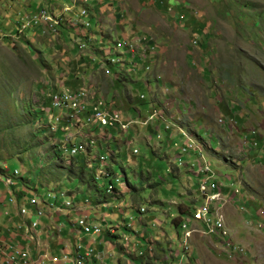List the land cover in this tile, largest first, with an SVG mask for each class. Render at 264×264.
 <instances>
[{"label":"rangeland","instance_id":"obj_1","mask_svg":"<svg viewBox=\"0 0 264 264\" xmlns=\"http://www.w3.org/2000/svg\"><path fill=\"white\" fill-rule=\"evenodd\" d=\"M59 2L0 0V108L6 110V118L0 116V166L8 168L3 177L8 174L16 186L25 184L30 195L45 199L52 190L58 197L60 191L66 193L61 200L73 198L77 202L85 197L95 200L94 188L87 185L89 181L93 183L90 176L94 178V174L86 169L82 160L84 154L74 158L63 151L59 152L60 156L55 154L58 153L55 149L65 146L67 133L74 130V126L66 133L44 128L51 122L48 113L41 109L42 103L48 104V96L59 89L78 90L94 84L97 93L108 94L116 100L123 118L128 116L124 120L127 122L133 106L143 111L148 109L145 104H140L137 95L142 92L148 96L149 92L133 72L127 73L128 81L122 80L113 86L111 74H104L101 66V72L97 68L94 70L88 65V58L84 59L73 46L65 25L59 26L61 34H56L53 27L44 23L33 25L22 21L25 15H33L40 7L57 12ZM171 2L179 5L172 6ZM116 3L127 6L121 16L125 19L122 22L127 34L148 33L154 38L158 50L155 68L167 81L165 87L170 100L184 108V120H193L187 124L194 126L193 136L197 140L198 136L201 138L204 162L219 174V180L223 175L231 176L234 186L241 189L234 201L225 204L224 213L243 253L235 261L228 260L224 252H217L210 238L195 235L181 264H189L190 253L199 264H264V218L254 215L255 208H264V0H117ZM169 6L183 9L181 21L168 10ZM109 8L110 11L101 18L104 26L107 25L102 27L105 32L109 28L115 29L114 19L122 20L116 15L123 8L115 4ZM111 11L113 15L109 13ZM21 23L23 26L19 25ZM120 31V28L115 29L116 36ZM193 38L197 39L196 46L192 44ZM158 95L161 96V91ZM17 106L42 111L33 118V112L29 117L22 109L24 122L19 123L21 113ZM219 115L226 122H218ZM81 116L85 119L84 111ZM156 122L154 119L153 126ZM95 126L88 123L80 131H88L91 138L100 142V146L94 145V148L105 156L106 167L113 168L122 181L125 180L124 168L127 180L136 188L123 197L124 201H135L137 207L146 211L138 214L134 208L127 207L120 214L115 210L105 212L108 216L103 218L104 221H97L101 224L98 233L83 234L78 229L82 249L87 246L94 251L100 246L106 249L107 246L101 243L102 236L114 245L112 257L107 254L103 257L105 264L128 259L127 254L117 249V242L122 243V233L129 232L125 226L128 222V227L146 229L147 236L159 241L162 247L167 246L168 237L175 242V232L179 231V228L175 229L176 217L183 216L178 213L177 206L182 201L189 209L199 202L198 178L194 174L198 171L197 155L183 146L186 138L179 125L171 121L168 130L161 132V139H155L156 133L149 125H137L124 132H119L117 126L106 127L111 136L100 139L99 132L89 133V128ZM143 135H150L147 142ZM132 138L131 148L139 149L135 156H130L131 151L124 144ZM76 141L85 140L80 137ZM70 142L73 141L68 144ZM180 155L186 161L179 164L177 158ZM89 157H93L92 152L85 160ZM79 166H83L82 177L77 175ZM14 169L18 170L16 175H12ZM95 180L97 184L103 183L102 178ZM250 196L255 200L247 201ZM153 198L162 202H155ZM91 201L88 208L92 206ZM2 210L0 203V212ZM12 214L17 215L14 218L17 221L29 216V213L21 216L15 209ZM150 214L160 221V225L154 223ZM138 215L148 222L147 225L137 221ZM45 216L46 212L38 220ZM110 225L119 227L107 233ZM176 261L175 258L173 263ZM133 263L148 264L149 261L137 257Z\"/></svg>","mask_w":264,"mask_h":264},{"label":"built area","instance_id":"obj_2","mask_svg":"<svg viewBox=\"0 0 264 264\" xmlns=\"http://www.w3.org/2000/svg\"><path fill=\"white\" fill-rule=\"evenodd\" d=\"M22 21L40 23L42 21L48 22L52 21L56 23V20L53 16L49 15L47 10L44 8L39 9L36 14L25 15V18ZM23 26V23L21 24ZM125 42L117 41V47H123ZM128 49L133 54L137 51L136 46L129 44ZM114 60V59H111ZM108 72V70H105ZM83 94L74 93L71 91H65L60 95H54L53 97V106L58 107H68L74 110V113L70 114V121L64 125H61L59 128L61 131L66 133L71 126H77L82 128L88 123H94L97 127L100 128V139L105 135L111 136L106 127H116L119 132H124L130 127H135L137 125L141 126H150L152 131H155V139H161L163 130H168V125L171 121L179 125L181 133L186 138L185 146L187 151L196 153V161L198 162V171L194 174L198 178V196L199 202L194 204L189 209L179 211L178 213L183 214L176 217L177 223L175 224V229L179 228V231L176 230V240L172 242L170 237L167 238V246L162 247L159 241H155L153 237L146 236L145 233H132V227H128L130 222L126 223L125 226L129 229L128 233H122V243H119V250L122 253L132 256L134 258L140 257L143 258L144 262L148 264H181V261L186 258V250L189 243H192L195 235L198 236H207L214 244V248L220 254L224 252L227 255L228 260L235 261V258L240 256L243 253V248L235 241L230 228L226 223V217L224 213V206L227 202H232L236 198V194L241 193V189L238 186H234L231 182L232 177L223 175V179L219 180L218 176L212 166H209L208 162L203 160V145L202 141L197 140L193 136L194 126H189L188 121L186 122L182 116L178 113L180 112L177 108H174L173 105L168 106V104L155 106L154 104L147 109L145 112L141 111L139 108L134 109V113L129 115V120L124 122L126 116L123 118V113L119 110L113 101L107 100L106 98L100 96L96 98L93 103L89 101V104L84 105L83 101L86 96ZM89 96V100H90ZM86 107V110H85ZM81 111L85 112V119H83L79 114ZM154 119H157L156 125L154 124ZM217 121L222 123L225 120L222 117H218ZM188 123V124H187ZM80 126V127H79ZM188 126V127H187ZM57 125H52L51 129L55 131ZM187 133H186V131ZM195 132V131H194ZM176 133L179 134L177 131ZM196 134V133H195ZM66 135V134H65ZM172 133H170V136ZM150 135H143L145 141L147 142ZM74 135L71 136L70 132L67 133L65 146L60 147V150L65 152L69 157H76L78 154H84L86 157L90 154L94 145H100V142L91 138L89 135L86 138H83L85 141H75ZM72 140L73 142H68ZM134 138L130 141L125 140L124 144L126 149L130 150L132 154H138L139 149L136 146H132ZM99 144V145H98ZM208 144V143H207ZM210 144V142H209ZM183 147L182 150H185ZM205 151V149H204ZM188 153L187 155H190ZM183 155L178 156L179 164L185 162L186 159H183ZM98 161V166L94 167V162ZM85 165L88 169H93L94 178L99 179L101 177L109 178V182L105 184V193L110 194L111 199L118 200V196L121 197L123 192L120 190L119 178L115 175H112V168L106 167L105 156L100 155L99 152L93 156L90 160V157L86 160ZM4 171H8V168H5L4 165L0 166ZM94 167V168H93ZM212 168V169H211ZM18 173L17 169L13 170V175ZM3 173H0V182L3 183L6 187L9 188V197L8 201L11 203L16 202V195L11 189L12 183L11 177H3ZM114 180V181H113ZM227 181H230L228 184ZM66 193L60 191L59 197L55 192L50 190L47 194V198L39 197L37 195H30L26 200L18 205V212L21 216H26L28 213L33 215L28 222L18 223L17 229L21 230L22 233L27 236L29 239H33L36 232V227L39 223V216H42L44 213V206L54 205L55 202L59 200ZM87 201V199H86ZM63 207L72 205L71 200H64L61 202ZM109 206V205H107ZM105 206V207H107ZM128 207V204H123V201H119L115 204V209L121 210V213L124 212ZM125 208V209H124ZM139 211H144L143 207L139 208ZM7 213V211L5 212ZM186 214H192L191 217L186 216ZM256 214L258 217L264 218V208L257 209ZM131 216L129 217V219ZM184 219L183 221H181ZM156 225H160V221L153 220ZM180 223V224H179ZM75 224L79 230L85 234H95L100 231L101 224H96L93 222L87 221L85 216L78 217L75 221ZM262 224V223H261ZM258 224L259 226H262ZM117 225H110L107 229V233L114 232L115 228H118ZM162 235L165 233L162 232ZM1 235V230H0ZM10 238H0V255L5 257L3 262L5 264H13L15 260H20L21 263H25L29 258V246L23 245L20 242H15L14 238L16 235L9 234ZM103 235V234H102ZM156 246V247H155ZM193 247V246H192ZM71 258L73 264H92V259L96 256L94 249L91 246L83 251L81 246L78 244L77 249ZM65 258V257H64ZM177 259L176 263L174 259ZM52 262L58 261L56 256L51 258ZM189 264H199L198 260L195 258V255L190 253Z\"/></svg>","mask_w":264,"mask_h":264},{"label":"clouds","instance_id":"obj_3","mask_svg":"<svg viewBox=\"0 0 264 264\" xmlns=\"http://www.w3.org/2000/svg\"><path fill=\"white\" fill-rule=\"evenodd\" d=\"M116 1L117 0H60L59 2L60 8L57 10V12H54V10L47 9L44 7L39 8V9L41 8L46 9L48 14L53 16V18L56 20V23H53L52 21H48V22L42 21L40 23H44L45 26L47 27H53V30L56 32V34H61V31L59 32L58 27L65 25L68 28L66 32L69 33V38L70 40H72V44L77 49V51L83 55L82 57L84 59L88 58V62L92 53L95 55L94 57L99 56L100 59L98 61L97 69L100 70V66H101L102 72L104 74H108V75L111 74L113 78L112 81L113 84H115V82L117 83L119 81L121 82L122 80L128 81L130 77L127 75V73L133 72L138 77V80L143 83L144 87H146L147 91L149 92L148 96L142 92H140L137 95L140 100L141 99L144 100L145 105L147 106L146 108L149 109L153 104L155 106L164 105L165 103L168 104L169 106L170 104L173 105L174 108H177L180 111L178 114L185 119V116L182 115L184 108H180L178 103L175 104L173 101L170 100L169 95L166 92L168 88L165 87V83L167 81L163 80L162 75L159 72H157L155 68L157 64L158 50L156 48L154 38L152 36H149L148 33L141 34L137 32L138 35L135 33L127 34V28L124 27L123 25L125 19L121 17L123 13L126 11L125 9L127 6L121 3H116ZM114 4L120 6V8H123L120 11L121 13H117L116 15V17L118 18L121 17L122 20L119 21H115V19L113 20L115 29L116 28L121 29L119 36H116L115 29L109 28L108 31L105 32V30L102 28V27H107V25L104 26V19L101 18L102 16H104L107 10L110 11L109 7H112ZM171 5L177 7L179 3L171 2ZM172 6H169L168 10L172 11V14L175 16V18L178 21H181V18L184 16V13L180 11L183 9L171 8ZM39 9L37 10V12L39 11ZM37 12H35L34 14H36ZM109 13L112 14V11ZM69 15H71L72 17ZM30 23H32L33 25L39 24L33 22ZM21 24L19 25L21 26ZM117 41L120 42L124 41L125 45L123 47L122 46L117 47ZM191 41L194 46H196L198 43L196 38H193ZM90 43H92V45ZM129 44L136 46L137 51L134 54L129 51L128 49ZM161 51L162 50H160V53H162ZM105 70H108V72H106ZM138 73L140 75H138ZM65 91H71L74 93L83 94L82 96H86V98L83 101L86 107L89 104V101L92 104L93 101L96 98H99L100 96L106 98L107 100L113 101L114 105L117 106L116 100L107 97L108 94L107 96H105L103 95V93L100 94L97 93L94 84L82 86L78 90H73L66 87L63 88V90L59 89L58 91L51 92V94L48 96L47 106L46 107L41 106V108L44 109L43 111L48 113L47 117L49 122H51L50 128L52 125H57L55 131L57 129H60L59 127L61 125L69 123L70 114L74 113V110L68 107H63V106L58 107V106H53L52 104L54 95H60ZM159 91H161V96L158 95ZM89 96H91L90 100L88 98ZM47 107L49 108L48 110H46ZM135 108H139V107L133 106V109ZM55 110H59L61 111V113L60 114L56 113ZM65 113L67 114L64 115ZM79 115L81 116V112ZM218 117H223V116L219 115ZM62 120L64 121L63 124H59L60 122H62ZM192 121L193 120L191 118H188V123ZM75 127L78 128L77 126ZM84 127L85 125L79 129L83 130ZM198 138L200 141L201 138L199 136ZM85 157L86 155L83 156L84 165L86 163ZM88 170L89 172H91V174H94L93 169H88ZM122 171H123V176L125 178L124 181L121 180L120 176L117 173H115L112 168V175H115L119 178V183H116L113 180L114 184L116 185L120 184V189L122 187L126 188L128 186L126 183L127 179L124 168H122ZM101 178L108 179L109 182V178H104V177Z\"/></svg>","mask_w":264,"mask_h":264},{"label":"crops","instance_id":"obj_4","mask_svg":"<svg viewBox=\"0 0 264 264\" xmlns=\"http://www.w3.org/2000/svg\"><path fill=\"white\" fill-rule=\"evenodd\" d=\"M94 56L95 55L92 53V55L89 58L88 65L91 66L93 69H96L98 68L97 65L100 57L99 56L94 57ZM116 83L117 82H115L113 86H116ZM80 130L81 129L76 128L74 126V130L70 131L71 136L74 135L75 141L80 137L86 138V136L89 135L88 131L81 133ZM97 132L100 133L99 127L95 126L91 129L89 128V133H97ZM205 143L207 144L209 142L205 141ZM95 146L97 145L95 144ZM91 152H92V156H94L96 152L99 151L93 147ZM129 153L130 156L136 155V154H132L131 152ZM92 158H90V160ZM82 160H84V158ZM97 166H98V161H95L94 167ZM187 171L189 170L187 169ZM95 182L96 180L93 181V183L91 181L87 183L89 187H93L95 190V200L85 197L81 200H77V202H74V199L71 198L72 205L63 207L61 205V202L64 200H61V198H59V200L55 202L54 205L44 206L43 209H44V213L46 212V216L43 218V220H41L42 217L40 218L33 239H29L27 236H25L22 233L21 230L17 229L18 223L25 224V222H28V220L33 215L29 214V216L23 217L20 221H17L18 219H14L17 215L12 214V209L18 210V205L22 204L26 200V198L30 196V194L27 193L28 190L25 188L26 185L21 184L20 186H16L14 184L13 186H11V189L14 191L16 195V202L11 203L8 201L9 188H7L2 183V186L0 188V203L3 210L0 212V230H1L0 238H6L7 240H9L10 238L9 234L16 235V238H14L15 242L18 243L20 242L23 245L27 244L29 246V251H30L29 258L25 263H21L20 260H15L13 264H73L71 258L74 256L73 254L77 249V245L79 244L81 246V250H83L82 244L80 243L81 238H79V235L81 233L79 232L75 224L76 219L78 217L85 216L87 221L90 220L93 223L100 224L97 223V221L99 220L104 221L103 218L108 216V214H105V212L111 211L112 213L115 210V212H117L118 214L121 213L115 209V204L118 202V200L120 202L123 201L124 204H128V207H132L135 210H137L138 214H142L141 211H139L140 206L137 207L135 205L136 204L135 201H132L130 203V202H125L123 199V197L127 193H133L134 191H136V188L134 186L133 188H130L128 186L126 188L122 187L120 190L121 192H123V195L121 197L118 196V200H113L111 199L110 194L105 193V184L108 182V179H103L102 184H97ZM153 199L155 200V202L157 201L162 202L161 200H158L156 198ZM248 199L250 200L247 201L255 200L253 196L248 197ZM90 201L92 202L91 204L92 206L91 208H88V203ZM8 205H10L11 207H9ZM180 206L182 211L186 210L185 208L186 206L182 201ZM255 210H257V208H255ZM6 211L7 213H5ZM144 211L146 210L144 209ZM254 215L257 216V214ZM149 217L154 219L152 217V214H150ZM137 221L145 225H147L148 223L146 220L142 218V216L140 217L139 215ZM65 227H67L65 233L61 234L62 229H64ZM145 230L141 231L132 228V233H138V234L145 233V235L147 236ZM100 238H102L101 243H104V245H106L107 247L106 249H102V246H100V248L98 247V249L94 251L96 256L92 259V264H98L99 259H100V264H105V259L103 257L106 254L110 257H112L113 255L111 249L114 248V245L110 244L108 241H106V239H103L102 236ZM117 249L119 250V245H117ZM53 256H56L58 258V261L52 262L51 258ZM101 258H103V260ZM3 259L6 258L0 255V264H5L3 262ZM133 259L135 258L132 256H129V258L125 259L124 261L117 259V264H134Z\"/></svg>","mask_w":264,"mask_h":264},{"label":"trees","instance_id":"obj_5","mask_svg":"<svg viewBox=\"0 0 264 264\" xmlns=\"http://www.w3.org/2000/svg\"><path fill=\"white\" fill-rule=\"evenodd\" d=\"M145 104V102H144V100H140V104ZM42 106H47V104H43L42 103ZM18 107V106H17ZM29 107H31V105L29 106ZM22 109H24V111H26V112H28V114H29V117L31 116V113L33 112V114H32V116L31 117H33L34 118V115H39L40 113H41V111L42 110H44L43 108H41L42 110H40V112L38 111V110H35V109H32V111H30L28 108H20V107H18V113H21V115L18 117V119H19V123H23L24 122V120H22L23 119V117H24V115H23V112H22ZM37 111V112H36ZM6 110H4L3 108L1 109L0 108V116L3 118V117H5L6 118ZM42 125V124H41ZM44 127V126H43ZM44 128H47L48 130H51V128H50V124H47V126L46 127H44ZM58 130V129H57ZM56 130V131H57ZM55 131V132H56ZM57 148H59L58 146H57ZM55 150H57L58 151V153H55L56 155H58V156H60L59 155V152L60 151H62V150H60V148L59 149H55ZM79 168V171L77 172V175L79 176V177H82V174H83V172H84V170H83V166H79L78 167ZM0 171H4L2 168H1V170ZM89 171V170H88ZM7 173V171H4V172H1V173ZM13 173V172H12ZM13 175V174H12ZM91 180H93L94 181V178H93V176L91 175ZM126 183H127V185L130 187V188H133V185L128 181V180H126ZM23 193V192H22ZM177 209L178 210H180V211H182L181 210V206L179 205V206H177Z\"/></svg>","mask_w":264,"mask_h":264}]
</instances>
